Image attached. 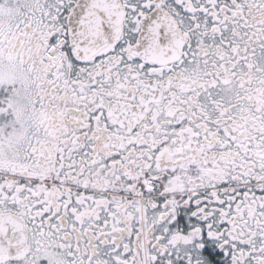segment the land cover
<instances>
[{
    "label": "snow or ice",
    "instance_id": "snow-or-ice-1",
    "mask_svg": "<svg viewBox=\"0 0 264 264\" xmlns=\"http://www.w3.org/2000/svg\"><path fill=\"white\" fill-rule=\"evenodd\" d=\"M0 264H264V0H0Z\"/></svg>",
    "mask_w": 264,
    "mask_h": 264
}]
</instances>
